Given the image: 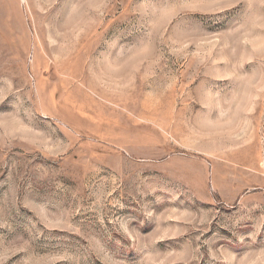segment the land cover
<instances>
[{
	"label": "rangeland",
	"instance_id": "374dc122",
	"mask_svg": "<svg viewBox=\"0 0 264 264\" xmlns=\"http://www.w3.org/2000/svg\"><path fill=\"white\" fill-rule=\"evenodd\" d=\"M0 264H264V0H0Z\"/></svg>",
	"mask_w": 264,
	"mask_h": 264
}]
</instances>
